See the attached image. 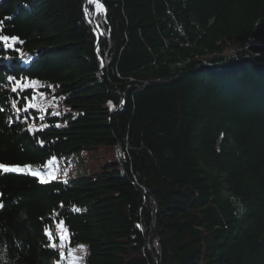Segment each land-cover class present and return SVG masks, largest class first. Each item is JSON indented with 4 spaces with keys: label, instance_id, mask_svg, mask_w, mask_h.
<instances>
[{
    "label": "trees",
    "instance_id": "16d2710c",
    "mask_svg": "<svg viewBox=\"0 0 264 264\" xmlns=\"http://www.w3.org/2000/svg\"><path fill=\"white\" fill-rule=\"evenodd\" d=\"M96 1L97 48L84 0H0L23 41L0 42V162L119 147L66 183L0 172V264H57L60 220L85 264H264V0Z\"/></svg>",
    "mask_w": 264,
    "mask_h": 264
},
{
    "label": "rangeland",
    "instance_id": "374dc122",
    "mask_svg": "<svg viewBox=\"0 0 264 264\" xmlns=\"http://www.w3.org/2000/svg\"><path fill=\"white\" fill-rule=\"evenodd\" d=\"M101 10L97 15L101 14ZM225 44L228 48V51L231 52L241 46V44H233L228 41ZM53 101H55L53 98L48 97L46 95H41L40 91H38L36 97L33 99L35 107H40L43 109L49 108L53 111V115L59 116L61 113V106L60 104H54ZM49 161H52L50 167H45V165H47ZM117 162V151L114 150L112 147L94 146L59 158H51L47 160L43 165L32 166V171L41 172L44 175L45 180L48 181L47 183H66L69 180L80 176L95 175L99 173L105 166L116 164ZM12 174L32 176L30 174H27V170H25V172L23 173ZM60 236L61 233L59 232V237ZM67 245V241H64L63 247H61V241L59 238V241L55 248L59 252V257L61 252L64 253V258H59L57 264H72V257L68 255L70 251L72 253V256L75 257V264H85V250L82 247L70 249Z\"/></svg>",
    "mask_w": 264,
    "mask_h": 264
},
{
    "label": "snow or ice",
    "instance_id": "6c2138e0",
    "mask_svg": "<svg viewBox=\"0 0 264 264\" xmlns=\"http://www.w3.org/2000/svg\"><path fill=\"white\" fill-rule=\"evenodd\" d=\"M97 7H100V6L97 5ZM2 23H3V21H0V24H2ZM0 42H2L3 47L5 49H10V50H13V51L19 53L21 56L23 55L22 53H20V50L18 48H15V45H17L18 43H20V44L23 43V41H21L18 37L0 34ZM8 79L11 82V81L15 80L16 78L14 76H9ZM23 79L25 81H27L26 77H24ZM29 83L35 84L37 82L36 81L26 82L24 84V88H27ZM18 86H19V84H18ZM12 90L16 91V88L14 87ZM15 106L16 105L13 104V107H15ZM0 111H2V109H0ZM51 163H52V161H49L48 164L45 165V167H50ZM25 170H27V174H30L32 176L37 177L41 183H47L48 182L45 180L44 175L41 172L32 171V166L30 164L21 166V165H8V164L0 162V172H3V173H10V172H12V173H23V172H25ZM2 206L3 205H0V207H2ZM74 210L79 211V209H74ZM57 228L61 233L60 241H61V247H63V242L68 239V230H67L63 220L59 221V223L57 224ZM45 234L48 235L50 241L53 239L52 233L48 229H45ZM49 246L55 248V243L53 242ZM81 247L83 248V246H81ZM68 255L70 257H72V264H75V257L72 256L71 251L68 253ZM63 258H64V253L61 252L60 253V259H63Z\"/></svg>",
    "mask_w": 264,
    "mask_h": 264
},
{
    "label": "water",
    "instance_id": "95a60500",
    "mask_svg": "<svg viewBox=\"0 0 264 264\" xmlns=\"http://www.w3.org/2000/svg\"><path fill=\"white\" fill-rule=\"evenodd\" d=\"M84 7H83V10H84V15H85V19L87 21V23L94 29L95 31V35H96V38H97V42H96V48L98 47V40L99 38L101 37V32H100V29L98 27V25L96 24L95 22V15H93L92 17L89 16V11H88V8H87V2L86 0H84ZM94 1L96 4H98V2L96 0H92ZM103 67V66H102ZM116 151L118 152L119 151V147H117ZM150 237V236H149ZM147 250L150 252L151 249H150V246L149 244H147Z\"/></svg>",
    "mask_w": 264,
    "mask_h": 264
},
{
    "label": "bare ground",
    "instance_id": "6f19581e",
    "mask_svg": "<svg viewBox=\"0 0 264 264\" xmlns=\"http://www.w3.org/2000/svg\"><path fill=\"white\" fill-rule=\"evenodd\" d=\"M86 2H87V8H88V11H89V16L92 17L93 15H95V17H96L97 14L101 10V6L99 4H96L92 0H86ZM97 5H99L100 7H97Z\"/></svg>",
    "mask_w": 264,
    "mask_h": 264
}]
</instances>
